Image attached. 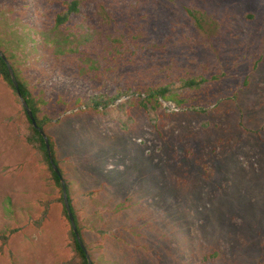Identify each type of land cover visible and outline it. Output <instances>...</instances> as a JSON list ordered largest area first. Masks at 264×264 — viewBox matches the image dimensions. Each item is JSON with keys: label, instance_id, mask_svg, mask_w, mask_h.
Returning a JSON list of instances; mask_svg holds the SVG:
<instances>
[{"label": "rangeland", "instance_id": "374dc122", "mask_svg": "<svg viewBox=\"0 0 264 264\" xmlns=\"http://www.w3.org/2000/svg\"><path fill=\"white\" fill-rule=\"evenodd\" d=\"M118 1L133 18L146 16L135 26L150 31L151 70L123 68L96 80L66 63L53 66L39 46L44 3L0 0V40L46 101V132L72 181L92 257L97 264H264V0ZM83 10L98 22L95 7ZM29 32L35 42L16 48V36ZM179 79L202 84L186 88L181 105L160 99L154 120L133 94L127 130L76 103L116 84L126 89L127 81L137 92ZM22 122V105L0 78V231L14 230L18 264H63L72 256L70 224ZM95 189L93 199L83 195ZM125 197L130 209H116ZM0 264L12 263L5 255Z\"/></svg>", "mask_w": 264, "mask_h": 264}, {"label": "trees", "instance_id": "16d2710c", "mask_svg": "<svg viewBox=\"0 0 264 264\" xmlns=\"http://www.w3.org/2000/svg\"><path fill=\"white\" fill-rule=\"evenodd\" d=\"M167 1L174 2L175 0ZM38 2L45 4L44 13L39 15L43 17L40 26L43 39L39 43V46L48 54L53 66L58 67L59 64L66 63L67 66L74 68V73L79 78L90 75V77L96 80H102L103 77H107L110 73L121 74L123 68H128L127 70H129L135 67H141L151 70L152 58L150 57V50L153 46L147 41L150 31L138 24L135 26V23L146 17L145 15L133 18V11L128 12L125 8H122V11L118 0H38ZM88 4L95 7V13L100 17L98 22L94 21V14L89 10L84 12L83 9ZM186 11L197 22L200 21V12L198 10L186 7ZM31 28L34 29L33 26ZM27 41L35 42V39L33 37L31 38L30 32L28 33V39L17 35L15 41L16 48L19 45L25 46ZM0 48L11 63L19 81L20 94L26 99L32 109L38 126L41 127L50 140L53 160L66 182L71 208L85 246L84 248L80 244L72 228L68 212L64 205L62 180L54 170L44 136L40 130L34 127L31 118L23 107L19 93L12 82L7 63L0 56V78L8 84L14 92L16 100L22 105L23 122L20 132L41 157L40 163L43 167L41 173L44 179L48 180L58 190L60 194L59 200L63 204V215L70 224L68 238L72 256L63 264H89L87 253L90 255L92 263L97 264L96 260L92 257L90 243L85 238L80 217L74 206V200L71 195L72 181L66 176V170L62 167L58 159L56 141L46 132V126L51 122L50 118L43 113L42 109L46 101L33 93V87L29 80L22 74L19 57L14 52L8 54L7 48L4 47L1 40ZM33 51L39 58L36 44L33 45ZM101 61L105 63L103 66L100 64ZM122 75H125V73ZM127 82L126 89L116 84V87L111 90V93L107 92L108 88H106L105 91H98L89 96H77L76 103L78 105L86 103L87 106L97 112L100 111L111 115L122 129L127 130L133 119V116L127 109V106H131L133 103L130 98L133 94H138L139 104L144 108L149 117L154 120L157 104L160 102V99L173 101L177 105H181L186 101V98L182 95L183 91L188 87H198L202 84V81H185L179 79L178 83L149 84L144 91L137 90V92H134L132 91V85L134 83ZM179 165V168H183L184 163L180 162ZM179 172L181 173V171ZM180 173L176 175L177 179ZM100 192L101 189L89 190L83 195L93 199ZM127 199L129 200L128 197H125L122 201H119L116 204V209H130L129 207L132 204H125L127 203ZM47 215L48 205L44 209L41 222ZM131 225L132 230L137 229L135 222H131ZM98 232L104 237L108 232V228H100ZM13 233L14 230L12 229L0 231V256L8 255L12 264H18L15 254L10 249V241ZM100 245L102 246V244ZM211 255L213 259H217V249H213Z\"/></svg>", "mask_w": 264, "mask_h": 264}, {"label": "water", "instance_id": "95a60500", "mask_svg": "<svg viewBox=\"0 0 264 264\" xmlns=\"http://www.w3.org/2000/svg\"><path fill=\"white\" fill-rule=\"evenodd\" d=\"M0 56L6 61L7 63V66H8V69H9V72H10V75H11V79H12V82L17 90V92L19 93V96H20V99H21V102H22V105L23 107L26 109L29 117L31 118L32 122H33V125L36 129L40 130L44 136V139H45V143H46V146H47V150H48V154H49V157L51 159V162H52V165L54 167V170L56 171V173L61 177V180H62V187H63V197H64V205H65V208L68 212V215H69V218H70V221H71V225H72V228L80 242V244L85 248L84 244H83V241H82V238H81V234L78 230V226L76 224V221H75V218H74V214H73V211H72V208H71V204H70V201H69V196H68V193H67V186H66V182L65 180L63 179L62 175H61V172L58 168V166L55 164L54 160H53V155H52V150H51V145H50V140L48 138V136L46 135V133L41 129V127L38 126L37 122H36V119L34 117V114H33V111L32 109L30 108L29 104L27 103L26 99L20 94V85H19V81L15 75V72L11 66V63L9 62V60L7 59L6 55L4 54V52L1 50L0 48ZM87 257H88V261H89V264H93L92 263V260L90 258V255L87 253Z\"/></svg>", "mask_w": 264, "mask_h": 264}]
</instances>
